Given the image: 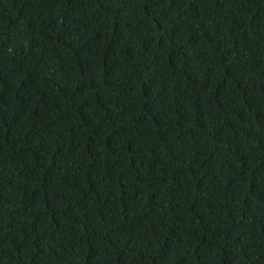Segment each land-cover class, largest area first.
<instances>
[{
    "label": "trees",
    "instance_id": "trees-1",
    "mask_svg": "<svg viewBox=\"0 0 264 264\" xmlns=\"http://www.w3.org/2000/svg\"><path fill=\"white\" fill-rule=\"evenodd\" d=\"M0 264H264V0H0Z\"/></svg>",
    "mask_w": 264,
    "mask_h": 264
}]
</instances>
